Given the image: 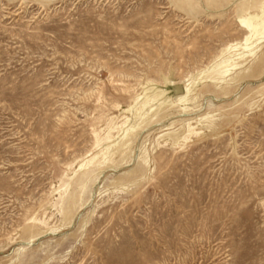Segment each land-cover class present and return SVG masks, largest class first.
<instances>
[{"label": "rangeland", "instance_id": "1", "mask_svg": "<svg viewBox=\"0 0 264 264\" xmlns=\"http://www.w3.org/2000/svg\"><path fill=\"white\" fill-rule=\"evenodd\" d=\"M0 264H264V0H0Z\"/></svg>", "mask_w": 264, "mask_h": 264}, {"label": "bare ground", "instance_id": "2", "mask_svg": "<svg viewBox=\"0 0 264 264\" xmlns=\"http://www.w3.org/2000/svg\"><path fill=\"white\" fill-rule=\"evenodd\" d=\"M240 23H241L242 26L247 27L248 30L250 29V25H249V21H248V20L241 19V20H240ZM254 29H255V28H254ZM254 29H253V31H254ZM261 39H262V38H261ZM245 43H246V49L249 48V47H252V46H253V44L248 45V43H249V39H246V42H245ZM185 91H186V94H187V92H188V91H187V88H186ZM186 94L182 95L181 97L178 96L179 98L176 97L177 100H178V99L183 100V99L185 98Z\"/></svg>", "mask_w": 264, "mask_h": 264}]
</instances>
